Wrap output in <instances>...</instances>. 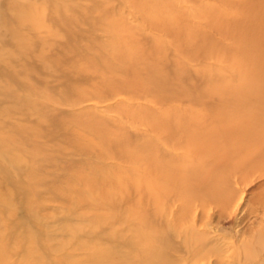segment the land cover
<instances>
[{
  "label": "rangeland",
  "instance_id": "1",
  "mask_svg": "<svg viewBox=\"0 0 264 264\" xmlns=\"http://www.w3.org/2000/svg\"><path fill=\"white\" fill-rule=\"evenodd\" d=\"M210 7L245 12L214 0H0V264H264V177L193 184V155L167 143L183 138L150 128L222 90L227 64L199 44L244 50L193 17ZM162 166L189 181H160ZM208 186L217 203L195 207Z\"/></svg>",
  "mask_w": 264,
  "mask_h": 264
},
{
  "label": "bare ground",
  "instance_id": "2",
  "mask_svg": "<svg viewBox=\"0 0 264 264\" xmlns=\"http://www.w3.org/2000/svg\"><path fill=\"white\" fill-rule=\"evenodd\" d=\"M214 1L217 5H222L224 7L228 5L233 10L236 6H239L245 11L238 13V10H235L227 15L226 11H216L214 7H210L214 11V14L212 13L213 11L211 12L210 10L205 13H193V17L197 18L211 34L224 37L228 41H230L231 38L237 39L240 48L244 49L239 55H230L228 50L218 54L211 48L208 49L209 52L203 43L199 44L195 50L199 55H201V53H210V55H213L214 53L215 56L217 55L216 57L213 55L214 59L217 60L218 58V62L223 60L222 62L227 64V70L229 72L228 74H223L225 76L224 78L221 76V78H223L221 86L224 93L221 92L222 90L220 91V88L219 90L216 89L217 92L212 90L215 92L210 99L211 101H192L187 109H185L186 112L183 116H180L178 125H172L168 117H163L164 120L159 125L158 122L152 124L153 127L149 125L151 126V131L156 133L155 135L163 141L167 140L166 136L168 134H177L179 137L183 138V141L166 142L177 147L176 149L182 151L183 154L193 155L191 157L195 159V163L192 166L193 175L190 181L193 184L197 181L196 183L200 187L202 185L204 187V183L202 182H205V179H208L211 183L214 181L220 182L221 178L226 181L232 179L235 184L241 185L245 182L246 173L264 177V0ZM172 16L177 19H174V22L181 21L182 23L184 20L182 15L175 17L176 14H173ZM217 16L223 20L221 24L213 20ZM228 16H230L231 19L234 18L244 22L239 25H234L236 27H243L240 32H237L236 29L234 31L230 30V26L227 22L230 20ZM249 24H253L254 27H250ZM164 27L170 33V28L167 25ZM185 27L186 25H184L183 28ZM177 29L179 32H177L176 35L187 28ZM204 39L206 40L207 37H204ZM218 91H220V93H218ZM187 112H190V116ZM171 130H173V132H171ZM203 151H206L205 156L200 154ZM199 154L201 155L200 157ZM141 160L144 161L139 165H143V168L147 170L148 174H153L154 165L152 161L145 158ZM189 160L192 162V159ZM183 165L185 168L186 166L184 163ZM189 165L188 163V166ZM159 170H161L158 177L160 181L165 180L169 182V180L177 176V182L180 184L189 181L184 174L182 175L179 172V174H173L172 169L168 170L166 168V170H163L162 166ZM200 180L201 182L198 183ZM206 185L205 183V186ZM199 186L198 188H200ZM179 187L181 186H178L175 194L187 197L189 195V192H187L188 190ZM212 188L213 187L210 186L206 191L210 193V195H202L205 193H202L201 196L199 195L200 198L198 199L200 200L199 203L198 201L196 202L197 199L195 200V202L198 203L195 207L201 208L205 204L212 206L217 203L216 201H218V199L215 195H212L215 194L212 193L214 191L212 190V192H209ZM202 190L203 192L205 191V189L202 188L201 192ZM223 190L225 189L223 188ZM192 192H194V190ZM218 193L219 192H216L217 196ZM202 197L204 199H202ZM218 205L219 204H217V206ZM153 236L154 238L156 237L155 235ZM197 240L199 241V239ZM137 245L139 246V244ZM145 248L148 249V247ZM161 250L162 249H160V251ZM134 252L135 251H133V254H135ZM160 253L161 252H159V254Z\"/></svg>",
  "mask_w": 264,
  "mask_h": 264
}]
</instances>
